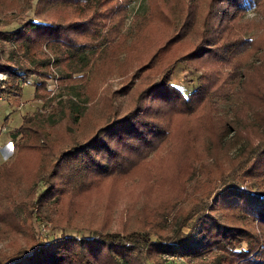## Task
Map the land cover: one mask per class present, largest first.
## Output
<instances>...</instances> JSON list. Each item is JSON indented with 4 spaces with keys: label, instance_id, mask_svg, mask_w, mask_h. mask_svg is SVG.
<instances>
[{
    "label": "trees",
    "instance_id": "1",
    "mask_svg": "<svg viewBox=\"0 0 264 264\" xmlns=\"http://www.w3.org/2000/svg\"><path fill=\"white\" fill-rule=\"evenodd\" d=\"M132 1L0 0L8 9L0 11V26L17 24L0 30V72L8 80L0 100L8 107L21 105L22 84L32 75L48 79L44 48L67 79L84 70L89 55L101 62L129 52L128 74L114 91L125 105L108 109L88 134L54 145L34 114H23L7 130L12 154L0 164V231L28 240L10 246L0 264H174L168 256L182 264H264V96L253 91V100L232 104L230 115L218 114L216 103L243 97L244 73L261 65L264 34L243 17L264 0H182L168 6L167 0H155L153 9L133 16L128 35L122 30ZM178 63L198 73L185 95L170 84ZM44 84L35 83L33 98H44L37 92ZM181 146L187 156L175 175L159 160L158 170L172 187L142 213L140 229L82 228L86 235L76 236L66 227L55 229L49 218L58 234L36 240L33 206L41 214L50 204L67 210L72 200L82 199L94 202L93 211L105 210L108 219L110 209L128 196L122 190L151 171L155 154ZM196 150L201 152L195 160ZM43 152L54 156L46 165ZM191 178L198 182L188 185ZM213 182L218 184L198 203L199 192Z\"/></svg>",
    "mask_w": 264,
    "mask_h": 264
},
{
    "label": "rangeland",
    "instance_id": "2",
    "mask_svg": "<svg viewBox=\"0 0 264 264\" xmlns=\"http://www.w3.org/2000/svg\"><path fill=\"white\" fill-rule=\"evenodd\" d=\"M177 1L182 0H167L163 3V6H168ZM154 3L155 0H133L128 6V16L122 32L132 35L134 31V29H131L134 25L132 22L133 16L146 14L151 5L153 9ZM0 8V11L4 9L3 14L8 10L5 9L4 3ZM251 8V6L247 8L243 19L254 24L255 33L264 34V4L256 12H253ZM4 20L5 17L0 13V23ZM16 26L17 24L13 22L0 26V30H9ZM131 39V37L127 39V42H125L126 46H129ZM44 50L50 58L48 66L42 69L48 70V79L34 74L28 79L26 84H22L20 106L11 108L0 100V164L9 160L12 154V147L9 148L11 143L7 138L6 132L8 129L15 128L20 124L23 114H34L37 117L36 125L38 129L48 136L52 144L61 143L64 145L70 138V141L78 139L88 134L93 127L104 121L108 109L125 105L124 97L119 96L114 91L120 88L128 74L126 71L129 68V52L126 53L121 50L116 55L109 56L101 60V62L89 55L88 63L84 70L73 74L72 78L67 79L62 77L60 70L62 66L54 62L52 53L45 48ZM36 57L40 58L41 55L38 54ZM260 63V67H256L254 70L247 69L244 73L245 78L241 82L244 90L243 97L238 100L237 96L231 98L229 96L220 97L219 101L216 102L219 107L218 114L230 115V106L237 101L248 105L254 98L253 91L255 90H258L257 94L264 96V54ZM197 74L192 70L190 64L178 63L172 71L170 84L185 95L196 85L195 78ZM40 80L45 81L44 90L39 87L37 90L38 94L44 96L41 100L33 98L35 83ZM6 82H8L6 74L0 72V87ZM254 100L257 101L256 98ZM260 113L263 114V111H260ZM177 134L183 136L181 132H177ZM37 140L41 142L39 138ZM43 146L40 143V147ZM236 147L231 149L230 156L234 155ZM167 149L160 150L155 154V163L150 168L151 171H148L143 178H137L138 182L128 188V191L122 190L128 196L124 199H119L120 201L110 209L108 219H104L105 210L96 209L93 211L94 202L86 203L82 199L72 200L67 210L60 208L61 204H50L43 210V214L38 213V208L33 206L29 215L36 240L43 242L58 234V231L52 230L49 218H54L55 229L66 227L68 228L67 234L76 236L80 234L86 235V232L78 230L82 228L103 229V231L121 233L140 229L142 226V213L147 214L152 206L156 204L155 200H157V197L172 187L165 174L166 172L162 173L158 170L159 160L161 163H165L166 167L171 166V168L167 169L172 175H175L178 163L187 156L182 146L172 152ZM45 152L41 156V165H46L54 158L51 152ZM198 152L201 151L196 150L192 154L193 159L196 160L194 155ZM192 179L187 180L188 185H194L198 182L197 179ZM217 184V182H213L208 189L206 188L203 192H199L200 196L196 197L197 202H201L199 199L201 197L205 199L211 193L208 190L211 188L213 190ZM125 187H129V183H126ZM165 187L168 190H165ZM38 188L37 190H39ZM22 194H25V192ZM193 198L194 196H192ZM76 208L78 210L75 211ZM172 216L173 213L165 217L166 221H171ZM178 222L177 220L172 228L176 229ZM166 228L167 233L172 231L170 227ZM27 240L25 236L22 237L21 235H13L12 238L3 236L0 231V255L8 252L10 246H21ZM165 259L172 260L174 264H182L177 258L168 256Z\"/></svg>",
    "mask_w": 264,
    "mask_h": 264
},
{
    "label": "snow or ice",
    "instance_id": "3",
    "mask_svg": "<svg viewBox=\"0 0 264 264\" xmlns=\"http://www.w3.org/2000/svg\"><path fill=\"white\" fill-rule=\"evenodd\" d=\"M12 147V145H9V148H11Z\"/></svg>",
    "mask_w": 264,
    "mask_h": 264
},
{
    "label": "crops",
    "instance_id": "4",
    "mask_svg": "<svg viewBox=\"0 0 264 264\" xmlns=\"http://www.w3.org/2000/svg\"><path fill=\"white\" fill-rule=\"evenodd\" d=\"M1 148H2V146H1Z\"/></svg>",
    "mask_w": 264,
    "mask_h": 264
}]
</instances>
